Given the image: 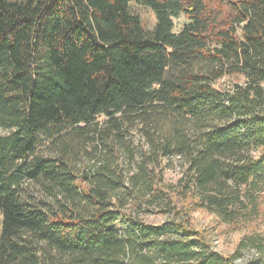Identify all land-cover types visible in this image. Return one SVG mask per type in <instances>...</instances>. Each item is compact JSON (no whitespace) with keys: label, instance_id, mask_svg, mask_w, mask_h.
Instances as JSON below:
<instances>
[{"label":"trees","instance_id":"obj_1","mask_svg":"<svg viewBox=\"0 0 264 264\" xmlns=\"http://www.w3.org/2000/svg\"><path fill=\"white\" fill-rule=\"evenodd\" d=\"M135 124L151 152L132 184L109 164L79 172L73 141ZM0 127V264H238L248 248L264 264V232L225 255L191 216L262 210L264 0H0ZM173 157L183 206L151 167ZM143 200L175 217L127 211Z\"/></svg>","mask_w":264,"mask_h":264},{"label":"rangeland","instance_id":"obj_2","mask_svg":"<svg viewBox=\"0 0 264 264\" xmlns=\"http://www.w3.org/2000/svg\"><path fill=\"white\" fill-rule=\"evenodd\" d=\"M133 10L140 15L145 26L152 28L155 25L156 18L154 12L146 7L133 4ZM187 20L185 15H181L175 19L176 30H180L183 23ZM243 79L241 77H233L232 81ZM105 118H101L99 123H103ZM99 125V129H100ZM84 127V126H82ZM92 129V133H85L81 138H77L74 143H80L75 149V163L80 173L89 169H96L101 165L109 164L111 167H117L124 176L127 184H132L130 178L139 172V165L144 162V152H151L146 144V140L141 132V126L135 124L129 127V131L123 140L112 137H104L97 134ZM0 132H6L0 127ZM107 138V139H106ZM114 149L115 152L109 151ZM47 150V148H45ZM48 152V150H47ZM183 161L173 157L164 159L162 165L156 163L151 165L155 170V180L158 181L157 187L163 189L166 196L172 197L179 206H183V202L177 195L176 185L183 174ZM162 175V180H160ZM187 202L186 204H188ZM165 201L146 202L143 200L140 206H135L130 201L127 211H131L133 215L142 218L148 223L161 224L175 217L174 213H168ZM192 225L195 229L202 231L208 240H210L213 248L225 255H232L239 247V243L243 236L253 232H264V202L262 210L258 217L250 223L226 224L222 222L211 212L199 209L191 213ZM2 226V214L0 212V232ZM253 248L243 251V256L237 260L238 264H246L256 256Z\"/></svg>","mask_w":264,"mask_h":264}]
</instances>
